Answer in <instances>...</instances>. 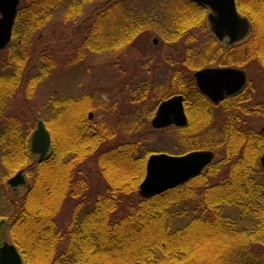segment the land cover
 I'll use <instances>...</instances> for the list:
<instances>
[{
  "label": "trees",
  "instance_id": "16d2710c",
  "mask_svg": "<svg viewBox=\"0 0 264 264\" xmlns=\"http://www.w3.org/2000/svg\"><path fill=\"white\" fill-rule=\"evenodd\" d=\"M93 1L20 0L12 41L0 51L2 160L10 174L35 165L37 168L25 198L15 202L16 214L11 224L14 242L22 251L25 264H106L105 259L110 262L112 258L114 264H160L162 259L168 264H194L183 263L180 258L199 247L193 244L195 237L172 242V238H182L190 229L196 233L222 230L228 237L221 257L205 264H264V177L258 172L262 169L259 155L264 144L259 133L243 123L248 112L260 113L259 107H254L255 111L245 109L244 102L249 99L246 91L251 83L242 93L227 97L220 104L224 106L222 139L203 148L220 157H215L200 176L150 198L139 194L150 154L140 156L137 144L130 142L107 146L114 139V132L105 121L96 122L91 117L95 106L89 95L49 97L48 105L54 115L44 121L52 136V151L42 161L32 153L33 127L28 122L34 121L22 113H8L18 91L28 85L29 96L33 95L57 64L47 46L35 50V37L57 14L62 13L65 20H76ZM101 1L104 3L87 26L74 61L89 52L122 50L156 27L164 40L173 44L195 43L196 31L206 28L208 9L191 0H168L162 21L157 15L145 18L146 11L135 6L133 0ZM236 2L238 10L252 24L251 35L233 46L221 45L215 37L211 38L198 50V59L194 58L196 52L186 46L185 58L177 60L180 67L173 68L174 81L171 80L177 91L165 93L162 98L175 93L185 96L188 124L172 128L194 143L190 150L199 149L195 144L200 133L209 128L215 107L198 89L193 73L213 64L239 68L258 65L264 69V0ZM33 64L37 71L27 79L25 71ZM94 158L106 180L105 189L92 197L85 179L74 178L77 177L74 168ZM126 163L132 173L127 183L120 177ZM220 173L224 177H216ZM67 193L81 199L76 208L87 204V210L82 214L75 211L67 225L68 233L63 235L57 215ZM192 199H198V206L204 209L201 216L179 208ZM230 205L253 217L254 227L250 230L237 227L236 221L224 216L221 207ZM188 214L191 219L188 224L172 230L174 221ZM161 229V235L157 236ZM65 237L68 242L63 246ZM206 241L202 240V245Z\"/></svg>",
  "mask_w": 264,
  "mask_h": 264
},
{
  "label": "rangeland",
  "instance_id": "374dc122",
  "mask_svg": "<svg viewBox=\"0 0 264 264\" xmlns=\"http://www.w3.org/2000/svg\"><path fill=\"white\" fill-rule=\"evenodd\" d=\"M133 2H135V6H141L146 11L143 13L146 15L145 18L157 15L159 21H162L164 18V7L168 0H133ZM103 3L100 0L90 2L85 6L83 14L76 20H65L62 13H59L52 18L45 29L37 33L34 41L35 50L40 51L42 45L47 46L49 52L56 59L57 64L51 70L49 76L34 91L33 95L29 96L31 89H27L28 85L18 91L12 103L13 109L8 115L17 112L24 114L27 119L30 117L34 121L31 122L32 124L30 121L28 122V125L33 127L32 135L37 128L39 120L44 121L46 117L54 115L53 108L48 105L50 96L79 97L85 94L91 97L95 106L90 112L91 117L96 122L105 121L106 125L114 132L115 137L108 141L107 146H119L128 142L134 143L138 146L140 156L152 153L181 155L192 151L193 149L190 150L188 148L193 146L194 143H191L189 138L184 137L182 133L180 134L172 127L155 129L152 127L151 122L163 95L177 91V87L175 88L171 80L173 79L174 81L172 77L173 68L176 66L180 67L177 60L185 58L188 48L186 46H190V49L194 53L196 52L197 56L194 58L198 59V50L204 48L211 38H214L209 30L208 12L206 15V28L205 30L196 31L197 41L195 43L173 44L167 42L162 37L159 27H156L154 31L141 35L134 43L122 50H108L103 53L89 52L83 59L74 61L73 57L80 48L87 26ZM33 58L36 59V54L35 56L33 55ZM33 66L36 65L33 64L25 71L27 79L37 71ZM211 67H216V65L213 64ZM235 68L245 70L248 82L251 83L246 91L249 99L244 102L245 109L247 111H255L254 107H259L260 111V113L248 112V115L244 117L243 123H245L246 127H251L258 132L264 144V69L258 65H253L249 68ZM223 108L224 106L220 105L211 111L212 122L206 131L200 133L198 142L195 144L199 148L197 150H203L205 144L210 142L221 141L223 134ZM31 117H34L35 120ZM263 148L259 155L260 157L263 153ZM2 151L0 144V219H6L7 227H5V230L7 238L14 242L11 224L16 214L15 202L22 201L25 198L28 188L26 185L20 186L19 195H15L7 181L17 172L10 174L3 163ZM216 157H220L219 154L216 153ZM34 160L36 162V157ZM128 167L129 164L126 163L124 165L126 170L123 169V172L120 173V177L124 179L125 183L132 176ZM74 170L77 174V177L74 178L85 179L88 187H90L92 197L105 189L106 177H103L104 174L102 175L100 168L97 167L95 158L81 162L76 165ZM36 171V165L24 168L27 183L30 185L33 183ZM30 172L32 173L30 174ZM258 172L261 177H264L262 169H259ZM216 177H224V175L220 173ZM79 199L72 198L69 193L65 196L66 202L57 215L59 228L63 235H66V231L68 233L67 225L70 223L75 211L82 214L87 210V204L80 206V209L76 208L81 203V199ZM198 203V199L194 201L192 199L179 205V208L181 211L185 212L186 209L187 213H195L201 216L204 209H201ZM221 209L224 216L236 221L237 227L246 228L247 230L254 227L253 217L250 215L246 216L241 208L230 205L223 206ZM208 214L209 212L206 213V215ZM189 215L180 216V218L176 219L172 230L183 228L188 224L191 220ZM161 233L162 229L157 232V236L161 235ZM185 235H187V238H185ZM185 235L182 238H172V242L180 243L191 236L195 237L196 243L193 244L199 247L192 248L188 255L180 258L183 263L186 261L189 263L192 261L194 264L212 263L221 257L228 245V237L224 235L222 230L219 232L205 231L204 233L199 230L196 233L195 230L190 229V231L185 232ZM210 235H216V238L214 239ZM150 236L151 238L153 237L151 232ZM66 239L67 237L62 241L63 246L68 242ZM202 240L207 241L202 245ZM174 257L178 259V257ZM105 263L114 264V259L112 258L110 262L105 259ZM168 263L163 259L160 262V264Z\"/></svg>",
  "mask_w": 264,
  "mask_h": 264
},
{
  "label": "water",
  "instance_id": "95a60500",
  "mask_svg": "<svg viewBox=\"0 0 264 264\" xmlns=\"http://www.w3.org/2000/svg\"><path fill=\"white\" fill-rule=\"evenodd\" d=\"M191 1L209 10L207 17L209 30L219 42L231 46L245 41L250 36L251 22L240 14L236 0ZM19 4L20 0H0V51L6 49L12 41ZM193 76L198 89L217 104L227 96L240 93L248 81L247 73L235 67H206L197 70ZM186 124L183 95H175L163 101L152 120L155 129ZM51 143L50 131L45 122L40 120L30 138L32 153L38 156L39 161L47 157L51 151ZM214 157V152L210 150H195L182 155L152 154L147 159L146 174L140 184L139 193L142 197L150 198L183 185L199 176L212 163ZM260 162L264 170V152ZM8 184L15 194H18L21 185L30 187L24 170L11 177ZM5 249H10L15 257L14 263L11 264H22L15 246L9 244H5L1 251L0 264L2 258L5 261L9 258Z\"/></svg>",
  "mask_w": 264,
  "mask_h": 264
},
{
  "label": "flooded vegetation",
  "instance_id": "af4514ba",
  "mask_svg": "<svg viewBox=\"0 0 264 264\" xmlns=\"http://www.w3.org/2000/svg\"><path fill=\"white\" fill-rule=\"evenodd\" d=\"M209 99V98H208ZM226 99V98H225ZM225 99L222 101V102H219L218 104L217 103H214L212 100H210V102L215 106V107H218L221 103H223L224 101H225ZM186 103H185V101H184V110H185V113L187 114V110H186ZM214 107V108H215ZM213 108V109H214ZM15 193V192H14ZM16 195H18V194H16ZM7 225V223H6V219L5 218H1L0 219V254H1V251H2V249L5 247V244H9V245H13V246H15V248H16V251H17V253H18V255L21 257V260H22V264H24V257H23V253H22V251L17 247V245L13 242V241H11V240H9L8 238H7V235H6V230H5V227H7L6 226ZM5 250H7V252H8V254H9V258L5 261L4 260V258H2L1 259V262H2V264H11V263H14V261H15V257H14V255H13V253L10 251V249H5ZM3 255V254H2Z\"/></svg>",
  "mask_w": 264,
  "mask_h": 264
}]
</instances>
